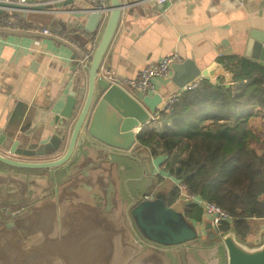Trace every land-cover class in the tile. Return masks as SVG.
Here are the masks:
<instances>
[{"label":"water","instance_id":"1","mask_svg":"<svg viewBox=\"0 0 264 264\" xmlns=\"http://www.w3.org/2000/svg\"><path fill=\"white\" fill-rule=\"evenodd\" d=\"M130 3L107 0L101 6L94 2L84 11L89 14L86 20L73 25L61 27L55 17L63 33L0 25L1 35L52 40L54 50L63 47L70 53L72 67L71 82L60 88L55 101L63 96V106L44 121L39 136L12 141L0 125V176L6 174L11 180L0 184L1 221H14L43 200L45 213L55 205L56 216L48 230L55 238L54 246L61 245L65 234L85 229L80 224L78 230L64 228L65 212L94 215L91 224L109 232L106 264H168V255L174 262L181 259V264H264V240L250 246L233 229L218 234L211 221L202 236L201 227L184 212L185 201L194 202L185 194L168 204L163 193L155 197H144L145 191L126 194L114 180L113 169H118L120 157L142 165L151 159L138 136L162 100L159 93L128 89L113 70L110 75L104 71L107 61L113 69L116 65L117 54L112 53L110 59L108 54ZM7 8L14 15L28 17L43 5L0 0V12ZM253 40L252 51L245 56L264 65V31ZM215 63V68L200 69L192 58L175 61L172 80L184 88L201 76L225 75L229 85L233 73L222 62ZM20 183L28 191L22 192Z\"/></svg>","mask_w":264,"mask_h":264},{"label":"crops","instance_id":"2","mask_svg":"<svg viewBox=\"0 0 264 264\" xmlns=\"http://www.w3.org/2000/svg\"><path fill=\"white\" fill-rule=\"evenodd\" d=\"M9 1L20 3V0ZM26 1L41 4L43 8L31 12L28 17L14 16L8 8L3 12L11 14V18H24L30 28L48 27L57 33H63L60 28L64 25L86 20L89 16L84 12L86 7L96 2ZM126 1L131 3L119 23L108 54L109 59L112 53L117 54L116 65L113 69L109 61L104 64L122 81L173 52L178 53L180 60L192 58L200 69L215 68V62H221L223 55L250 54L253 39L264 31V0ZM55 17L59 18L60 28L56 26ZM53 43L43 37L0 34V125L13 137L12 141L39 136L44 121L63 106V96L58 103L55 101L60 88L68 87L71 82V59L63 47L54 50ZM172 76L154 79L156 91L151 94L162 96L158 110L170 94L180 89ZM257 128L262 126L257 125ZM10 181L6 174L0 176V184L7 185ZM18 187L22 192L28 191L22 183ZM42 201L24 210L17 219L11 217L14 221L4 222L5 228L0 232V264H106L105 237L109 232L91 224L92 213L65 212L64 228L69 230L72 226L78 230L80 224L85 229L81 233L65 234L61 245L54 246L55 238L48 235V230L56 216L55 205L45 213ZM194 221L207 232L206 223L210 220ZM249 225V232L241 240L250 246L261 244L264 217L250 218ZM96 238L102 243L95 244L93 239ZM59 256L65 258L60 260Z\"/></svg>","mask_w":264,"mask_h":264},{"label":"trees","instance_id":"3","mask_svg":"<svg viewBox=\"0 0 264 264\" xmlns=\"http://www.w3.org/2000/svg\"><path fill=\"white\" fill-rule=\"evenodd\" d=\"M0 13V18L12 16ZM220 60L233 73L229 85L219 75L181 88L169 109L157 110L143 125L138 139L156 160L161 171L156 185H165L168 204L183 187L182 194L186 189L232 215L219 223L218 234L233 229L243 239L249 219L264 217V125L259 129L251 122L254 116L264 119V65L239 54ZM184 212L203 220L197 202L185 201Z\"/></svg>","mask_w":264,"mask_h":264},{"label":"built area","instance_id":"4","mask_svg":"<svg viewBox=\"0 0 264 264\" xmlns=\"http://www.w3.org/2000/svg\"><path fill=\"white\" fill-rule=\"evenodd\" d=\"M4 1H9V0H4ZM95 1L98 2L101 6L106 5L105 4L106 0H95ZM147 1L163 3L168 0H147ZM26 2H27L26 0H20V3H26ZM0 25L11 26L15 28L25 27L24 22H21L11 17L0 18ZM42 31L52 32V30L48 27H45L44 29H42ZM178 60H180V56L178 55V53L173 52L166 54L161 59L151 62L146 67L142 68L136 76L129 77L122 83L127 84L131 87H136L143 92L152 93L156 91V85L154 83V79L157 77L170 78L172 76V71H173L172 64ZM104 71L109 75L111 74V69H109V67L104 68ZM198 81L199 79L189 83L184 88H193L198 84ZM178 93L179 91L174 92L173 94L168 96L162 108L166 110L169 109L170 106L173 104V102L177 99ZM181 191H182V187H181ZM183 191L188 199L193 200L194 202H197L200 205V207L203 210V220H210L217 233H218L217 230L218 225L222 220L232 219V215L218 204L199 198L195 195H192L189 192H187L186 189H184ZM203 220L201 222H203Z\"/></svg>","mask_w":264,"mask_h":264},{"label":"rangeland","instance_id":"5","mask_svg":"<svg viewBox=\"0 0 264 264\" xmlns=\"http://www.w3.org/2000/svg\"><path fill=\"white\" fill-rule=\"evenodd\" d=\"M251 122L259 126L264 125L263 124L264 119L258 116H254ZM143 152H144L143 154H146L145 151ZM118 162H119L118 169L116 166H114L113 177L114 180L117 182L118 187L119 188L120 186L122 187L124 193L130 194L138 191H146L148 193H155V194L156 192L166 193L165 190H162L165 189V185H162V187L160 185H156L158 183L157 174L161 171H159V167L156 164V160L153 159L152 157L151 159L145 161L144 165H142L139 161H136L130 157H120ZM95 175L96 172L94 171V180H93L94 182H95ZM82 178L85 179V177ZM117 179H120V181H117ZM168 187L169 185L168 186L166 185V188ZM181 195H182V191H181ZM200 232L202 236H205L206 233L203 230V228H200ZM167 260L169 262L168 264H181V259L177 258L176 261L174 262V260H172V257L169 255L167 256Z\"/></svg>","mask_w":264,"mask_h":264},{"label":"flooded vegetation","instance_id":"6","mask_svg":"<svg viewBox=\"0 0 264 264\" xmlns=\"http://www.w3.org/2000/svg\"><path fill=\"white\" fill-rule=\"evenodd\" d=\"M162 193V192H161ZM160 192H156V194L155 193H148V192H144V197H155V196H157V195H159V194H161ZM166 200H167V198H166ZM5 227H4V222H2L1 221V219H0V232L1 231H3V229H4ZM100 237V236H99ZM205 241H207L208 239L207 238H205L204 239ZM93 242H95V244H99V243H102V241H99L98 240V238H96L95 240L93 239Z\"/></svg>","mask_w":264,"mask_h":264},{"label":"bare ground","instance_id":"7","mask_svg":"<svg viewBox=\"0 0 264 264\" xmlns=\"http://www.w3.org/2000/svg\"><path fill=\"white\" fill-rule=\"evenodd\" d=\"M15 1V0H14ZM16 2V1H15ZM1 14V13H0ZM2 16V15H1ZM20 19V18H19ZM18 20V19H17ZM20 21V20H19ZM123 82V81H122ZM199 85V84H198ZM187 89V88H186ZM182 90V89H181ZM183 188V187H182Z\"/></svg>","mask_w":264,"mask_h":264}]
</instances>
